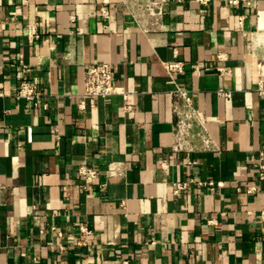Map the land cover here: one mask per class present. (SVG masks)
Listing matches in <instances>:
<instances>
[{
    "label": "crops",
    "instance_id": "0c3cea01",
    "mask_svg": "<svg viewBox=\"0 0 264 264\" xmlns=\"http://www.w3.org/2000/svg\"><path fill=\"white\" fill-rule=\"evenodd\" d=\"M259 60L264 0H0V264H264ZM97 61L125 96L84 95ZM178 86L210 147L175 149Z\"/></svg>",
    "mask_w": 264,
    "mask_h": 264
},
{
    "label": "built area",
    "instance_id": "2783aa9c",
    "mask_svg": "<svg viewBox=\"0 0 264 264\" xmlns=\"http://www.w3.org/2000/svg\"><path fill=\"white\" fill-rule=\"evenodd\" d=\"M107 14L106 12L104 13ZM31 37H37L34 28L30 32ZM220 59H225L224 54L219 55ZM257 92L264 96V60H259L255 63ZM168 73L173 82H175V75L185 70V63L183 61L174 60L167 66ZM218 72L221 76L229 75L231 70L226 65L218 67ZM226 96L231 97L230 91L222 89ZM116 94L126 95L122 87H119L115 81L114 65L111 62H91L84 65V95L89 97L94 103L98 98H107ZM174 96L173 111L177 115V122L175 125L176 144L175 149H193L194 138L199 137L204 147H210L211 138L205 123V120L200 115V110L196 107L194 97L188 90L182 89L179 86L172 91ZM17 99H24L39 107L43 104V94L35 88L29 81L21 82L16 93ZM259 177L264 180V147L260 151V158L258 163ZM79 172L90 178L98 176L96 169L91 167H80ZM213 184V183H211ZM186 184L179 185L178 189H183ZM121 264H129V260L124 259Z\"/></svg>",
    "mask_w": 264,
    "mask_h": 264
}]
</instances>
